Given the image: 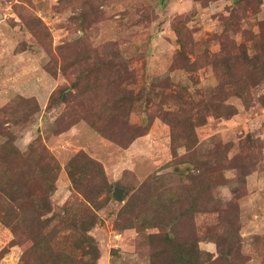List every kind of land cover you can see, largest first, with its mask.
Listing matches in <instances>:
<instances>
[{
	"label": "rangeland",
	"instance_id": "1",
	"mask_svg": "<svg viewBox=\"0 0 264 264\" xmlns=\"http://www.w3.org/2000/svg\"><path fill=\"white\" fill-rule=\"evenodd\" d=\"M140 94L124 118L117 99ZM216 102L233 114L212 116ZM187 117L191 152L212 163L213 183L178 236L208 252L207 264H264V0H0V148L10 142L19 151L11 178L46 189L55 216L97 215L89 232L96 264L152 263L148 236L159 230L141 228L145 209L126 204L183 183L169 163L188 154L172 149V128ZM32 145L47 154L29 156ZM89 159L104 175L85 167ZM8 187L0 179L2 218ZM58 224L54 249L80 259L79 231ZM231 228L238 250L225 261L218 242ZM25 232L0 221V264H51L34 255Z\"/></svg>",
	"mask_w": 264,
	"mask_h": 264
},
{
	"label": "trees",
	"instance_id": "2",
	"mask_svg": "<svg viewBox=\"0 0 264 264\" xmlns=\"http://www.w3.org/2000/svg\"><path fill=\"white\" fill-rule=\"evenodd\" d=\"M103 96L104 98L107 97L104 92ZM141 97V94L137 97L123 95L117 99L115 108L123 111L122 115L124 118H127L132 112V105L140 101ZM168 99L176 101L169 96ZM62 101L65 102L67 99L62 97ZM149 101L150 99L148 98ZM109 103L110 98L100 105L104 104L107 107ZM185 107L182 105L183 110ZM211 110L212 116L216 118L228 119L233 114V108L221 102H216L215 106L211 107ZM100 118L102 119V117ZM179 123H182L188 130L184 129V127L182 128V124L173 126V154L174 157L178 156L180 148L186 149L188 154L177 158L176 161L170 162L169 166L171 167L172 174L182 178L183 183H180L176 190L171 188L165 192L154 194L149 202L140 203V198L133 196L126 204V209L129 208L133 213H135L136 209L134 208L136 205L142 207L141 209H145L143 212L137 209L138 215L136 219L141 228L159 230L157 233L148 236V243L155 248V252L151 255V264H207L210 262L209 253L202 251L196 241H183L178 236L179 231L177 228L180 223L182 221L183 223L192 222L196 215L201 212L199 208L201 201L205 194H210L209 191H211V184L213 183L212 178L209 176L210 165L212 163H209V161L205 162L191 152L195 143L194 124L190 122V118L188 117L184 122L179 121ZM37 151H40V154L43 155L47 154L44 148L35 150L34 145H32L28 155L31 156ZM3 152L7 153L6 158L3 157ZM216 154L214 156L215 159L224 156L223 158L226 160L224 152L220 154L217 151ZM19 156V151L10 142H6L0 148V179H5L10 191V193L4 191L7 200L4 201L3 204L5 205L1 208L4 216L3 218L0 216V221L11 227L12 231L24 228L27 239H30L33 243L31 251L34 252L35 256L38 255L39 259L44 257L51 264H96L99 257V249L89 232L97 224V215L85 211L81 215H73L71 217V214L66 211V217L64 218L55 216L52 213L49 199L46 198L48 196L46 189L33 192L27 188L30 184L29 182L20 183L11 178L13 167H10V161H20ZM75 159L76 157L73 160ZM89 160L90 162L85 167L91 168L93 166L95 169H98V173L104 175L101 165L91 159ZM5 163H8V166L3 168ZM218 164L221 167L224 166L223 161L219 160ZM193 171L197 172L198 175L196 176L195 173H192ZM50 175L48 172L42 173L41 176L39 175L43 186L49 189L54 185ZM18 177H21L20 173ZM84 178L86 179L84 174L81 173L79 178L75 180L76 185H82ZM18 180H21V178ZM91 185L93 184L91 183ZM207 207L209 209L213 208L210 203ZM58 222L67 223L65 227L70 230L72 229L73 232L79 231L74 240L71 239L70 234L64 239L68 241L72 240L77 253H81L80 259L72 260L63 250L54 249V242L60 238L62 231L59 228ZM133 223H129L128 227H133L135 225ZM219 238L218 247L221 249L222 258L225 261H229L230 256L235 253L234 251L238 250V248L235 250L237 234L231 228Z\"/></svg>",
	"mask_w": 264,
	"mask_h": 264
},
{
	"label": "water",
	"instance_id": "3",
	"mask_svg": "<svg viewBox=\"0 0 264 264\" xmlns=\"http://www.w3.org/2000/svg\"><path fill=\"white\" fill-rule=\"evenodd\" d=\"M115 197L118 198L120 201L123 200V195L122 193H118L117 191L114 193Z\"/></svg>",
	"mask_w": 264,
	"mask_h": 264
}]
</instances>
